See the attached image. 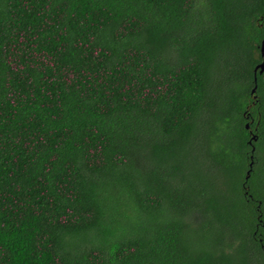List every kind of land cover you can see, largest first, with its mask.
I'll return each instance as SVG.
<instances>
[{
	"label": "trees",
	"instance_id": "trees-1",
	"mask_svg": "<svg viewBox=\"0 0 264 264\" xmlns=\"http://www.w3.org/2000/svg\"><path fill=\"white\" fill-rule=\"evenodd\" d=\"M263 38L264 0H0V264H264Z\"/></svg>",
	"mask_w": 264,
	"mask_h": 264
},
{
	"label": "water",
	"instance_id": "water-1",
	"mask_svg": "<svg viewBox=\"0 0 264 264\" xmlns=\"http://www.w3.org/2000/svg\"><path fill=\"white\" fill-rule=\"evenodd\" d=\"M259 51H260V56H261V60L255 65L254 67V80H256V70L258 69L259 72H262L264 69V38L261 40L260 45H259ZM256 89V84H254V86L251 88V93H254ZM255 96V95H253ZM249 123H245V127H248ZM251 138H255V134H252ZM251 138L249 139V142H251ZM252 150H254V145H252ZM251 157V161L249 162V168L246 170V174H245V178L247 179L249 177L250 174V169L252 166V154L250 155Z\"/></svg>",
	"mask_w": 264,
	"mask_h": 264
},
{
	"label": "rangeland",
	"instance_id": "rangeland-1",
	"mask_svg": "<svg viewBox=\"0 0 264 264\" xmlns=\"http://www.w3.org/2000/svg\"><path fill=\"white\" fill-rule=\"evenodd\" d=\"M254 54L257 55V50L254 52ZM262 161H263L262 158L259 159V162L257 164V170H258L259 175L262 173L261 170L262 169L264 170V167L262 165ZM213 170L214 171L212 172V175L215 179H219L218 182H222V180H225L227 178L226 174H224V172L221 169H213ZM234 171H236V169Z\"/></svg>",
	"mask_w": 264,
	"mask_h": 264
},
{
	"label": "flooded vegetation",
	"instance_id": "flooded-vegetation-1",
	"mask_svg": "<svg viewBox=\"0 0 264 264\" xmlns=\"http://www.w3.org/2000/svg\"><path fill=\"white\" fill-rule=\"evenodd\" d=\"M244 116L247 118L248 115L245 114ZM247 122L249 123V126L246 127V128L248 129L249 134H251V132H252V131H251V130H252L251 124H252V122H253V118H252V117H251V118H248V121H246V123H247ZM244 187H246V186L244 185ZM246 191H247V190H246Z\"/></svg>",
	"mask_w": 264,
	"mask_h": 264
}]
</instances>
